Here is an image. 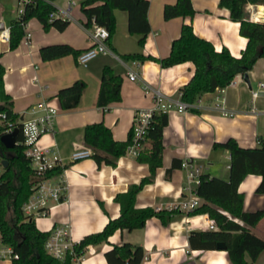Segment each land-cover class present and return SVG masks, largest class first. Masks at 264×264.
Listing matches in <instances>:
<instances>
[{
  "label": "crops",
  "instance_id": "obj_1",
  "mask_svg": "<svg viewBox=\"0 0 264 264\" xmlns=\"http://www.w3.org/2000/svg\"><path fill=\"white\" fill-rule=\"evenodd\" d=\"M175 1L149 0L147 11L151 29L143 43H140V33L129 31L128 12L115 7V30L107 39L112 52H100L86 64L77 62L78 54L67 53L47 60L41 53L42 46L50 43L66 42L77 51L88 47L90 41L81 0H54L56 8H68L71 14L64 29L55 25L45 28L39 17L33 16L25 25L26 34L15 48H10V39L0 38V61L6 66L5 88L13 97L14 112L19 119L22 121L42 113L43 109L36 106L43 100L58 108L52 131L44 133L38 144L49 155L60 158L64 169L53 179H65V196L60 200L52 199L45 213L34 215L37 227L51 231L57 225H65L69 239L76 242L89 232L101 230L109 218L119 216L115 195L149 174L148 163L127 151L118 156L114 165L98 164L90 154L71 158L74 150L88 147L83 140L86 123L102 120L111 128L116 140H124L131 130L134 110L152 104L153 95L144 90V85L159 88L162 93L177 99L180 87L192 77L195 69L190 60L163 66L154 58L139 59L128 55L141 53L164 57L185 21L191 23L196 34L214 43L216 49L226 46L232 54L239 56L245 48L246 37L239 31V22L230 17L229 9L218 4L219 0H191L195 10L192 15L165 18L163 5ZM22 5L20 0H0V21L5 28L10 29ZM260 7L264 9L262 4L248 3L249 16L251 13L259 16ZM28 33H31L30 42H27ZM105 66L119 74L122 82L121 98L103 108L97 100ZM132 69L140 78H128ZM247 75L249 81L243 74H235L222 94L216 89L201 94L193 109L167 112L162 136V164L156 167L151 182L136 192L135 205L176 211L166 222L152 215L141 227L117 229L108 240L88 245L84 264H108L104 251L122 241L142 245L144 255L140 264H233L225 248H199L189 241L191 230L218 229L209 228L205 223V219L211 218L206 212L192 213L193 209L182 210L173 205L187 193L184 185L188 175L181 165L184 158L191 159L200 168V173L227 179L229 151L213 144L234 137L241 146L249 147L260 145V139H264V94L253 97L250 91L264 80V56L258 57ZM76 80L85 82L80 100L74 107L65 109L57 92ZM216 102L230 114H224ZM150 144L146 140L144 147L148 148ZM0 164L1 173L5 166L1 156ZM261 178L260 174L250 172L238 185L246 211L264 208V192L256 189ZM250 229L264 238V216ZM244 256L250 259L247 253ZM0 264L13 262L0 258ZM255 264H264V249L258 253Z\"/></svg>",
  "mask_w": 264,
  "mask_h": 264
},
{
  "label": "trees",
  "instance_id": "obj_2",
  "mask_svg": "<svg viewBox=\"0 0 264 264\" xmlns=\"http://www.w3.org/2000/svg\"><path fill=\"white\" fill-rule=\"evenodd\" d=\"M248 3L264 6V0H219L218 2L220 6L229 9L230 17L239 22V31L246 37V46L239 56L232 54L226 46L216 49L214 43L196 34L191 23L185 21L181 24L179 36L171 41L170 51L164 57L157 58L150 54L144 56L141 53H132L127 57L139 59L150 57L159 60L163 66L186 60L192 61L195 65L192 77L180 87L179 92L182 93L181 99L194 102L201 94L213 91L217 86L228 85L235 74L244 75L258 57L264 56V20L249 18L246 9ZM148 5L149 0H81L80 7L86 15L84 24L89 26L94 18L97 23L103 24L109 30V37L115 30L114 8L124 9L128 12L129 31L140 33V43H143L145 35L151 29ZM55 7L54 3L46 0H32L27 3L24 13L17 16L10 26V48H15L20 43L26 34L25 25L33 16L39 17L45 28L55 25L59 29H64L68 19L49 17L50 10ZM162 11L165 18L192 15L195 12L191 0L165 3ZM79 52L66 42L50 43L42 46L41 49L42 57L47 60L67 53L77 55ZM1 54L2 51L0 56ZM5 71L6 66L0 61V150L8 159L7 165L0 173V239L3 243L13 246L19 253L18 258L12 259L13 264H73L72 252L67 253L62 259L48 251L45 242L51 231L37 227L35 217L24 211L23 205L31 197L39 178L61 173L64 168L56 165L42 176L36 173L31 157L27 155V146L23 142L22 121L14 112L13 97L5 88ZM100 79L97 104L104 108L121 98L122 78L109 66H105ZM84 85V80H76L59 89L57 95L61 99L63 108L74 107L79 102ZM2 112L7 114L6 118H3ZM167 114V112L153 114L147 133L150 147L142 148L136 155L138 160L148 163L149 174L115 195L114 199L119 204V216L109 218L101 230L89 232L73 242L75 255L85 254L90 244L98 245L108 240L117 229L132 230L141 227L152 215H157L166 222L176 211V209L166 210L135 205L136 192L144 184L151 182L156 167L162 164L161 155L164 148L162 136ZM9 121L20 130L18 143L14 147H7L2 142V135L6 132ZM83 140L91 150L90 155L98 164L105 162L114 165L118 156L127 151L132 140V132L130 130L126 139L116 140L111 128L102 120L93 121L85 124ZM260 140V145L249 147L241 146L234 137L216 141L213 146H220L229 151L231 157L229 177L226 179L219 175L200 173L199 181L193 185L202 201L200 205L194 207L192 213L206 212L217 223L218 229L191 230L189 241L199 248H215L219 240L224 241L225 249L233 264H255L258 253L264 249V238L250 229L264 216V208L244 210L243 193L238 190L240 181L251 172L261 175V181L256 189L264 192V139ZM170 170L171 167L167 168L166 175ZM245 253L250 259L244 256ZM143 255L142 245L129 241L114 243L104 251L108 264H140Z\"/></svg>",
  "mask_w": 264,
  "mask_h": 264
},
{
  "label": "built area",
  "instance_id": "obj_3",
  "mask_svg": "<svg viewBox=\"0 0 264 264\" xmlns=\"http://www.w3.org/2000/svg\"><path fill=\"white\" fill-rule=\"evenodd\" d=\"M47 2L54 3V0H46ZM23 4L19 8L18 15H21L25 11V5L32 0H20ZM71 16L68 8H54L50 10V19L61 18L63 20L68 19ZM252 20H264V16L260 17L258 15L249 16ZM88 30V39L90 44L88 47L82 49L76 56V60L80 64H86L87 61L100 52H112L110 46L107 44V39L109 38V30L103 24L97 23L94 18H92L91 24L86 26ZM31 33L27 34V42H30ZM0 38L8 40L10 39V32L8 28H2L0 30ZM128 78L135 80L140 78L139 73L136 70H131L128 73ZM225 86H217L215 89L223 93ZM214 89V90H215ZM144 90L146 92L151 91L152 104L149 107H141L135 109L131 124L132 140L127 147V152L131 155H137L139 151L144 148L145 141L147 140V133L149 130V125L152 116L156 112H168L170 110H178L180 112L194 108L196 100L194 102L186 101L181 99V94L179 93V98H171L166 94L162 93L159 88L153 87L151 85L145 84ZM252 96L256 97L260 94H264V80H260L256 88H250ZM216 105L222 109L224 114H230V112L221 106L219 102ZM42 108L43 112L35 115V117L22 120L21 130L23 131L24 139L23 142L26 144L27 155L31 157V163L39 176H42L46 171L53 169L56 165H60V158L57 155H49L48 151L39 146V138L46 132L52 131L54 118L57 114L58 108L49 104L46 100L39 102L36 108ZM35 110V107L33 108ZM3 118L7 117L5 112H2ZM14 128V123L9 121V126L6 131H12ZM91 153L90 148L84 147L81 149L74 150L71 154L72 159L83 158ZM182 167L187 171V180L184 185L187 193L185 197L179 201L178 204H174L173 207L182 210H191L194 207L200 205L201 197L195 191L193 185L197 183L200 179V168L191 160L184 158L182 162ZM1 167V164H0ZM56 175V174H55ZM53 176L50 177H40L34 186V190L31 197L24 203L23 208L27 214L37 215L38 213H45L49 206V202L53 199L60 200L65 195L66 183L65 179L55 180ZM205 223L209 228H217L218 225L212 218L205 219ZM45 245L48 251L59 258L64 259L67 253H73L72 260L73 264H84V254L75 255L73 250V242L68 237V231L65 225H57L51 234L47 238ZM90 246V245H89ZM19 253L10 244H5L0 239V258H18Z\"/></svg>",
  "mask_w": 264,
  "mask_h": 264
},
{
  "label": "water",
  "instance_id": "obj_4",
  "mask_svg": "<svg viewBox=\"0 0 264 264\" xmlns=\"http://www.w3.org/2000/svg\"><path fill=\"white\" fill-rule=\"evenodd\" d=\"M0 28H4L3 21H0ZM245 78L247 81H249L247 73L244 74ZM19 128L14 127L12 131H7L3 133L2 135V142L7 146V147H14L17 144L18 141V135H19ZM4 152L0 150V156L2 157V164L7 165L8 159L4 157ZM217 247L219 248H225V242L222 240H219L217 243Z\"/></svg>",
  "mask_w": 264,
  "mask_h": 264
},
{
  "label": "bare ground",
  "instance_id": "obj_5",
  "mask_svg": "<svg viewBox=\"0 0 264 264\" xmlns=\"http://www.w3.org/2000/svg\"><path fill=\"white\" fill-rule=\"evenodd\" d=\"M264 7V6H263ZM262 7V8H263ZM259 16H264V9L259 8ZM263 21V20H262ZM264 22V21H263Z\"/></svg>",
  "mask_w": 264,
  "mask_h": 264
},
{
  "label": "rangeland",
  "instance_id": "obj_6",
  "mask_svg": "<svg viewBox=\"0 0 264 264\" xmlns=\"http://www.w3.org/2000/svg\"><path fill=\"white\" fill-rule=\"evenodd\" d=\"M258 14H259V8H258ZM8 260H11L10 258H8Z\"/></svg>",
  "mask_w": 264,
  "mask_h": 264
}]
</instances>
